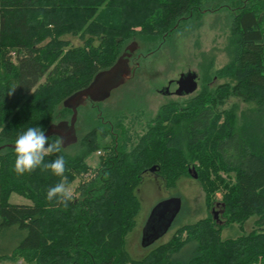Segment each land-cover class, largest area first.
<instances>
[{"label":"trees","instance_id":"1","mask_svg":"<svg viewBox=\"0 0 264 264\" xmlns=\"http://www.w3.org/2000/svg\"><path fill=\"white\" fill-rule=\"evenodd\" d=\"M224 7L231 13L230 61L209 77L222 84L204 86L184 104L161 106L135 143L121 124L97 117L78 138L77 119L76 142L45 158H65L68 186L86 177L67 207L46 199L61 177L40 169L15 173L17 136L29 127L69 123L72 110L65 100L110 69L128 46L171 39ZM67 37L82 44L73 46ZM230 98L246 107L221 109ZM71 148L77 149L74 155L66 153ZM98 150L106 154L89 174L85 159ZM151 168L167 187L193 175L208 206L220 208L221 224L208 217L180 226L167 242L134 259L125 236L140 209L135 189ZM217 192L220 202L213 201ZM13 194L29 204H11ZM253 216L249 233L221 238L224 227H243ZM21 259L264 264V0H0V262Z\"/></svg>","mask_w":264,"mask_h":264},{"label":"rangeland","instance_id":"2","mask_svg":"<svg viewBox=\"0 0 264 264\" xmlns=\"http://www.w3.org/2000/svg\"><path fill=\"white\" fill-rule=\"evenodd\" d=\"M230 20L231 13L224 7L205 13L190 30L178 32L171 39L159 41L154 45L143 46L141 44V48L135 50L131 56L129 62L131 75L124 82L125 84L111 92L106 100L96 104L88 101L84 108L77 111L78 138L83 137L93 128L91 123L97 117L102 118V122L106 124H121L126 135L131 138V143H135L138 137L153 126L154 118L161 106L171 102L184 104L204 86L214 88L222 84V79L211 82L209 77L212 78L220 69L229 64ZM67 39L73 46L82 44L78 38L67 37ZM188 73L197 75V89L190 95L178 96L175 94L178 88L176 82L182 74ZM166 89L168 93L163 92ZM232 106L240 109L246 107L241 104L240 100L230 98L221 109H229ZM109 141L110 139H107L104 142ZM70 145L66 144V146ZM66 151L67 154L74 155L77 149L71 148ZM105 154L104 150H98L86 157L85 161L91 168L89 174L98 166L99 157ZM150 170L143 175L140 184L135 189L140 209L135 218V226L125 236L126 249L134 259L143 258L150 249L167 242L180 226L193 224L208 217L221 224L220 208L208 206L201 184L193 175L181 177L177 179L174 186L167 187L164 181ZM82 180L86 181V177L76 179L69 185L73 193ZM172 197H180L182 201L176 222L152 244L143 245V233L147 228L152 209L160 201ZM221 198L222 194L217 192L213 201L220 202ZM9 202L29 204L28 200L15 194L11 195ZM255 220L256 217L253 216L245 222L243 227L237 224L224 227L221 238H233L249 233L254 228ZM23 262L21 259L16 264H24ZM0 264L13 263L5 261Z\"/></svg>","mask_w":264,"mask_h":264},{"label":"water","instance_id":"3","mask_svg":"<svg viewBox=\"0 0 264 264\" xmlns=\"http://www.w3.org/2000/svg\"><path fill=\"white\" fill-rule=\"evenodd\" d=\"M133 43L126 48L125 53L119 57L116 63L108 70L98 73L93 82L86 89L77 92L64 102V106L72 110V117L69 123H59L47 129L46 135L57 136L62 140V146L76 142L75 122L77 119V108L85 107L87 102L98 103L106 100L111 92L121 87L131 75V68L128 67V59L137 50ZM178 88L175 94L178 96L190 95L197 89V75L194 73L182 74L176 82ZM11 147V146H10ZM154 168L150 170L153 172ZM182 201L180 197L165 199L156 204L152 209L147 228L143 233V245L152 244L158 237L164 235L174 223L181 211Z\"/></svg>","mask_w":264,"mask_h":264},{"label":"clouds","instance_id":"4","mask_svg":"<svg viewBox=\"0 0 264 264\" xmlns=\"http://www.w3.org/2000/svg\"><path fill=\"white\" fill-rule=\"evenodd\" d=\"M47 130L42 127H29L20 133L14 142L15 162L14 171L17 175L31 174L37 169L50 171L53 175L61 177V181L47 190L46 199L56 200L64 207L73 200V192L66 183V160L62 155L48 162L46 157L61 152L62 140L49 142Z\"/></svg>","mask_w":264,"mask_h":264},{"label":"flooded vegetation","instance_id":"5","mask_svg":"<svg viewBox=\"0 0 264 264\" xmlns=\"http://www.w3.org/2000/svg\"><path fill=\"white\" fill-rule=\"evenodd\" d=\"M130 60H131V57L128 59V61L130 62ZM129 62H128V67H129V69H130ZM163 92H164V93H168V89H166V90H163ZM91 103H92V102H91ZM92 104H95V103H92Z\"/></svg>","mask_w":264,"mask_h":264},{"label":"built area","instance_id":"6","mask_svg":"<svg viewBox=\"0 0 264 264\" xmlns=\"http://www.w3.org/2000/svg\"><path fill=\"white\" fill-rule=\"evenodd\" d=\"M98 154H100V152H98Z\"/></svg>","mask_w":264,"mask_h":264}]
</instances>
